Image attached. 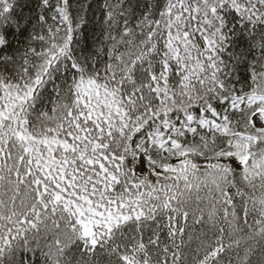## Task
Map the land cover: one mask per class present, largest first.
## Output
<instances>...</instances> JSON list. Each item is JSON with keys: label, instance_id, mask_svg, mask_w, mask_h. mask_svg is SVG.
I'll return each instance as SVG.
<instances>
[{"label": "snow or ice", "instance_id": "6c2138e0", "mask_svg": "<svg viewBox=\"0 0 264 264\" xmlns=\"http://www.w3.org/2000/svg\"><path fill=\"white\" fill-rule=\"evenodd\" d=\"M0 264H264V0H0Z\"/></svg>", "mask_w": 264, "mask_h": 264}]
</instances>
